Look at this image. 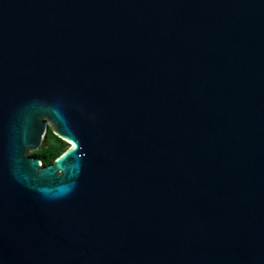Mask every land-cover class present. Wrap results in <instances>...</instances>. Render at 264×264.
Here are the masks:
<instances>
[{
    "label": "water",
    "instance_id": "water-1",
    "mask_svg": "<svg viewBox=\"0 0 264 264\" xmlns=\"http://www.w3.org/2000/svg\"><path fill=\"white\" fill-rule=\"evenodd\" d=\"M0 264H264V0H0Z\"/></svg>",
    "mask_w": 264,
    "mask_h": 264
},
{
    "label": "trees",
    "instance_id": "trees-1",
    "mask_svg": "<svg viewBox=\"0 0 264 264\" xmlns=\"http://www.w3.org/2000/svg\"><path fill=\"white\" fill-rule=\"evenodd\" d=\"M69 148L70 144L58 137L50 128L42 147L34 151L31 156L39 158L44 166H49L54 164Z\"/></svg>",
    "mask_w": 264,
    "mask_h": 264
},
{
    "label": "rangeland",
    "instance_id": "rangeland-1",
    "mask_svg": "<svg viewBox=\"0 0 264 264\" xmlns=\"http://www.w3.org/2000/svg\"><path fill=\"white\" fill-rule=\"evenodd\" d=\"M49 127L52 129V125H51V124H49ZM33 152H34V150H33V151H30V155H31Z\"/></svg>",
    "mask_w": 264,
    "mask_h": 264
}]
</instances>
